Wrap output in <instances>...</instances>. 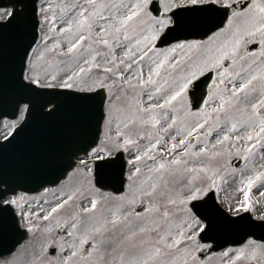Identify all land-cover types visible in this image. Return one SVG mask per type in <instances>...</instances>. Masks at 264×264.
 Returning <instances> with one entry per match:
<instances>
[{"label":"rangeland","instance_id":"obj_1","mask_svg":"<svg viewBox=\"0 0 264 264\" xmlns=\"http://www.w3.org/2000/svg\"><path fill=\"white\" fill-rule=\"evenodd\" d=\"M150 1L39 0V37L25 77L81 91L106 87L105 118L98 145L79 157L65 180L2 200L14 206L28 236L0 264H209L216 258L201 262L197 256L198 222L188 203L202 194L201 179L237 156L260 160L245 162L248 173L224 171L227 196L234 205L253 187L246 194L258 195L253 210L264 215V178L256 171L264 169V0L234 14L231 25L205 41L163 48L154 44L173 8L236 0H160L161 17L150 12ZM9 14L0 8V20ZM244 21L248 26L240 29ZM255 36L263 38L260 48L238 57L242 39ZM211 69L216 79L206 107L191 110L186 88ZM21 116L4 121L0 138ZM120 150L128 169L126 189L117 195L95 186L93 167ZM51 245L57 246L53 256ZM247 245L226 257L239 258ZM243 254L238 264L256 259Z\"/></svg>","mask_w":264,"mask_h":264},{"label":"water","instance_id":"obj_2","mask_svg":"<svg viewBox=\"0 0 264 264\" xmlns=\"http://www.w3.org/2000/svg\"><path fill=\"white\" fill-rule=\"evenodd\" d=\"M9 2L21 8L0 21V118L15 117L21 104L28 107L25 120L8 139L0 141V200L18 190L37 192L64 178L75 165V158L97 144L106 96L103 89L78 92L42 88L25 81L26 59L38 36L37 0ZM6 3L1 0V5ZM151 9L156 15L161 14L158 0L152 2ZM172 16L173 25L162 34L158 46L180 39L207 37L224 24L228 10L208 3L177 8ZM213 73L199 77L190 85L193 109L204 108ZM125 171L124 153L118 152L114 157L95 162V183L122 192ZM192 207L200 215L198 203L193 202ZM211 209L215 211H206L216 213L219 220L217 224H208L205 235L216 241V249L243 243L248 236L258 237L264 231V222L252 220L249 214L223 218L222 214L226 213L219 206ZM26 234L12 206L0 203V256L13 251Z\"/></svg>","mask_w":264,"mask_h":264},{"label":"flooded vegetation","instance_id":"obj_3","mask_svg":"<svg viewBox=\"0 0 264 264\" xmlns=\"http://www.w3.org/2000/svg\"><path fill=\"white\" fill-rule=\"evenodd\" d=\"M247 39L248 38H245L244 40H242V42H244V45H245L246 48H248L247 46L250 45V44L246 43ZM242 50H241V53L243 52ZM230 169H234V170L243 169L244 170V169H247V167H245L244 164H240V165H237V166H232L230 164V166H225L222 171L221 170H215L214 172L211 173L212 175L209 177V179L202 180L203 181L202 185L204 187L203 190L205 191V190H207V188L212 187V186L216 187V188L224 187L226 189L227 183L225 182V180H222V177L225 175L224 171L225 170H230ZM251 169L252 168H248L249 171H251ZM256 171H262V170L261 169H257ZM257 176H261V177L264 178V173L261 172V174H258ZM216 197H217L218 201H220L221 199L224 201V197H221L217 192H216ZM225 201L227 202V207L230 209L232 214H238V213H240L241 211H244V210H249L251 213L254 212V211H252V207L253 206H251L250 209H242L240 211H236L235 208H234L235 204L234 205L231 204L228 196L225 198ZM241 202H242V193L240 195V200H238V202L236 204H240ZM262 218H264V217H262ZM199 240L200 239H198V244H200L202 246V248L203 247H207V246L211 247V245H212V243H199ZM247 244H251V245L248 246ZM246 245L248 247L246 249H243V252H241V254H239L240 255L239 258H230V259H228L226 257V255H229L228 253L230 252V250H235L236 248L240 249V247L246 246ZM252 245L254 246V248H251V247H253ZM242 246H240V247H232V246H230V247H227V248H225L223 250H220L218 252L210 253L205 258L200 259V260H201V262H203V261H205L207 259L216 258L214 261H212L209 264H238L239 262H243L244 261V260H242L240 258L242 256H245L243 253L246 252V254H247L246 256H248L246 258H253V256H255L256 259H254V258L253 259H249L246 262H244L243 264H264V241L257 240V239H254V238H249L247 240V242L244 245H242ZM255 249H256L257 253L254 254V255L251 254L252 250H255ZM222 257L227 258V260L224 261V259Z\"/></svg>","mask_w":264,"mask_h":264}]
</instances>
